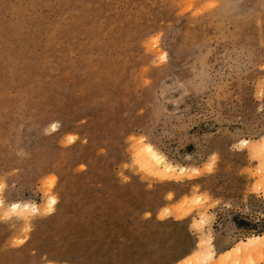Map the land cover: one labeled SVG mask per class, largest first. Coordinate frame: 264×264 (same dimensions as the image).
<instances>
[{
	"label": "rangeland",
	"instance_id": "374dc122",
	"mask_svg": "<svg viewBox=\"0 0 264 264\" xmlns=\"http://www.w3.org/2000/svg\"><path fill=\"white\" fill-rule=\"evenodd\" d=\"M263 137L264 0H0V264H264Z\"/></svg>",
	"mask_w": 264,
	"mask_h": 264
},
{
	"label": "bare ground",
	"instance_id": "6f19581e",
	"mask_svg": "<svg viewBox=\"0 0 264 264\" xmlns=\"http://www.w3.org/2000/svg\"><path fill=\"white\" fill-rule=\"evenodd\" d=\"M56 130V126L53 128ZM248 141H244L243 144H248ZM257 152L261 155H264V137L263 141L260 145L257 146ZM139 160L141 164L149 169L150 171H153L154 173H162L164 175H174V171H179L180 173H183L187 170L185 167L177 168L174 165H171L168 163L165 158L158 153L151 145H146L141 149L139 152ZM197 170L196 168L194 169ZM55 203V200L53 198H49L48 206L50 207V212L52 211L53 205ZM0 206H2V201L0 199ZM8 208L13 214L17 215L19 218L26 219L30 211L38 212L39 208L37 205L31 206L29 204H20V203H13ZM264 238V235L262 236H253L247 239V241L244 243L246 245L252 244L253 242H260ZM195 254V253H194ZM194 256V255H193ZM212 256V252L209 253H199L193 259H189L187 264H201L202 261H205L207 258ZM188 260V259H187ZM184 259L182 262H185ZM203 263V262H202ZM183 264V263H178Z\"/></svg>",
	"mask_w": 264,
	"mask_h": 264
}]
</instances>
